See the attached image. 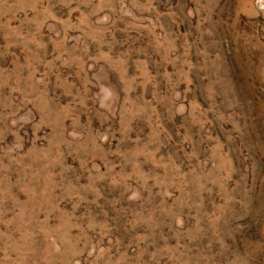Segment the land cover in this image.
<instances>
[{
	"label": "rangeland",
	"instance_id": "rangeland-1",
	"mask_svg": "<svg viewBox=\"0 0 264 264\" xmlns=\"http://www.w3.org/2000/svg\"><path fill=\"white\" fill-rule=\"evenodd\" d=\"M0 264H264V0H0Z\"/></svg>",
	"mask_w": 264,
	"mask_h": 264
}]
</instances>
